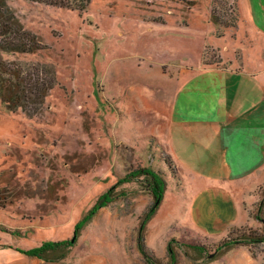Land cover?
<instances>
[{
  "label": "rangeland",
  "instance_id": "obj_1",
  "mask_svg": "<svg viewBox=\"0 0 264 264\" xmlns=\"http://www.w3.org/2000/svg\"><path fill=\"white\" fill-rule=\"evenodd\" d=\"M8 7L42 49L0 48V67L30 78L27 110L0 104V189L8 196L0 207V264H264V242L217 253L248 229L264 237V167L225 177L216 163L189 167L181 159L178 167L166 149L174 112L189 121L181 110L189 93L217 126L260 123L264 66L257 68L261 76L243 82L202 68L229 67L222 51L238 60L241 50L254 57L264 50V0H91L83 11L10 0ZM205 79L212 82L206 97ZM41 83L52 86L42 102ZM176 133L177 146L196 147ZM144 168L166 181L161 197L147 177L135 178ZM114 186L118 198L76 235V225ZM218 195L233 207L224 215L208 207L218 205ZM62 240L74 247L61 262L24 253Z\"/></svg>",
  "mask_w": 264,
  "mask_h": 264
},
{
  "label": "crops",
  "instance_id": "obj_2",
  "mask_svg": "<svg viewBox=\"0 0 264 264\" xmlns=\"http://www.w3.org/2000/svg\"><path fill=\"white\" fill-rule=\"evenodd\" d=\"M251 10L250 17L254 29H257L255 23H258L259 15L255 13L253 8L254 3L250 2ZM240 8V11L243 10ZM261 33V32H259ZM264 35V33H262ZM237 37L234 38V42L240 35L239 27ZM245 44L251 42V40L246 36ZM226 46H224L225 48ZM250 47L247 46V50ZM227 49V47H226ZM234 49V48H233ZM264 49V48H263ZM240 52V51H238ZM238 52L236 54H238ZM241 57L235 59L232 54H227V57L223 56L224 52L222 51V57L224 61H228L229 67L225 62L216 63L214 65L203 67V74H206L205 71L210 72L211 75H220L221 79H225L224 75L226 73L232 74V77L236 75L238 82H243V77L248 76L251 79L261 76L257 68L259 65L264 66V59L260 58V55H264V50L255 57L249 52L241 50ZM229 57V58H228ZM233 70L234 73H233ZM207 76V75H205ZM217 82V80L215 81ZM210 83V85H209ZM252 82L251 84H253ZM200 84L204 87V95L207 96L206 85L211 86L212 82L205 80H200ZM217 84V83H216ZM262 91V89H261ZM212 92L209 87L208 94ZM194 94H187L188 101H184L186 108L181 107V110L185 112V115L189 119L188 122L181 119V112H174V121L177 126L173 130V136L170 135V144L167 147V151L171 152L177 160L175 163L178 167L180 166L179 160L183 159L189 167H196L199 162H205V164L216 163L218 170L228 177L231 173V178L234 177H243L244 175H251L254 169H251L245 173H241L244 168H257L264 167V113L259 114L260 123L255 125H244L243 123L235 125H224L217 126L210 122L208 119V108L207 105H197L195 100H193ZM176 105L178 102L175 103ZM181 104V103H179ZM194 118H203L206 119L205 123L194 122L191 119ZM209 120V121H208ZM182 132L186 137L195 144L196 147L185 149L184 147L177 146L176 143H179L180 137L177 138V133ZM205 154L210 157V160H205ZM245 170V169H244ZM255 171H257L255 169ZM218 202V205H212L214 203H209L208 207L212 210H217L220 214L224 215L229 210H232L233 207L230 206L228 210V203L225 199V196L218 195L215 196ZM214 197V198H215ZM215 202V200H214ZM232 205V204H230ZM238 206V205H236Z\"/></svg>",
  "mask_w": 264,
  "mask_h": 264
},
{
  "label": "trees",
  "instance_id": "obj_3",
  "mask_svg": "<svg viewBox=\"0 0 264 264\" xmlns=\"http://www.w3.org/2000/svg\"><path fill=\"white\" fill-rule=\"evenodd\" d=\"M10 0H0V48L6 53H18V54H34L40 51L41 45L38 42V37L33 33L24 29L23 25L18 22L13 11L9 9L8 2ZM36 3L45 4L48 6L71 9V10H86L91 0H27ZM212 21L219 25L221 21L215 15V10L212 12ZM3 65V64H0ZM12 70L9 76L7 72L9 70H3L0 67V104H3L11 112H17L19 110H27L28 102L30 100V92L27 91L29 77L22 73V71ZM5 71V72H4ZM7 73V74H5ZM35 89L38 85V80L35 79ZM42 84V83H41ZM43 91L40 95L41 102L44 96L52 88L49 85L46 87L42 84ZM135 178H145L147 183H150L152 194L156 198L162 196L164 188L166 187V181L160 175H156L150 169H141L136 171ZM119 185V184H117ZM118 187V186H117ZM117 187L114 186L100 196L94 206L87 212L88 214L76 225L75 234L79 236L80 230L84 225L90 224L93 218L96 216L98 210L108 205V203L114 202L118 198ZM0 207L6 205L8 201L7 193L0 189ZM3 191V192H2ZM263 207V206H262ZM248 229L246 233H243L241 238H233L221 244V248L217 251L218 255H222L224 252L229 251L236 245L242 244H255L264 242V237H261ZM74 244L69 240L62 241H48L43 243L40 247L24 252L30 257L42 259L47 262H61L66 259L69 252H71ZM189 247V246H188ZM190 250L194 251L200 258L205 255L204 249L196 246H190ZM144 255H147L143 250ZM171 257V254H170ZM173 257V255H172ZM171 257V258H172Z\"/></svg>",
  "mask_w": 264,
  "mask_h": 264
}]
</instances>
